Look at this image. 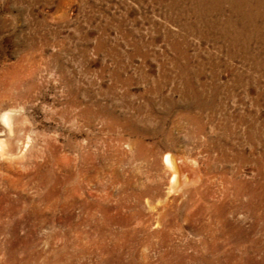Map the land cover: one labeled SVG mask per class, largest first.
Masks as SVG:
<instances>
[{
  "label": "rangeland",
  "instance_id": "obj_1",
  "mask_svg": "<svg viewBox=\"0 0 264 264\" xmlns=\"http://www.w3.org/2000/svg\"><path fill=\"white\" fill-rule=\"evenodd\" d=\"M0 140V264H264V0H0Z\"/></svg>",
  "mask_w": 264,
  "mask_h": 264
},
{
  "label": "bare ground",
  "instance_id": "obj_2",
  "mask_svg": "<svg viewBox=\"0 0 264 264\" xmlns=\"http://www.w3.org/2000/svg\"><path fill=\"white\" fill-rule=\"evenodd\" d=\"M1 119H2V121H3L6 125L10 126V125H11V122H12V119H13V116H12L11 113L5 112V113H3V114L1 115ZM1 143H2V140H0V150H2V151H0V153H1V154L3 153L2 155H4V153H5V152H8V151L4 150L5 147L2 146ZM212 149H213V148H212ZM1 154H0V155H1ZM164 161H165L166 165H167L170 169L173 170V174H174V175H173V176H174L173 179H176V178H177V175L182 171V170H181V164H180V162H179V160H178L177 155L173 154L172 152H167V153H165ZM180 176H181V175H180ZM180 176H178V178H179ZM174 181H176V180H174ZM177 181H179V183H180V180L177 179ZM174 185H177V182H176V184H174ZM177 186H178V185H177ZM256 195H257V194H256Z\"/></svg>",
  "mask_w": 264,
  "mask_h": 264
}]
</instances>
